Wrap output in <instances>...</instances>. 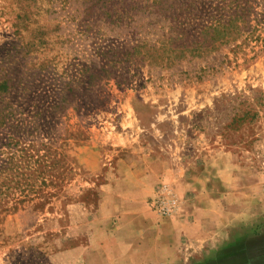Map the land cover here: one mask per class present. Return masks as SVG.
<instances>
[{"label":"rangeland","instance_id":"1","mask_svg":"<svg viewBox=\"0 0 264 264\" xmlns=\"http://www.w3.org/2000/svg\"><path fill=\"white\" fill-rule=\"evenodd\" d=\"M220 21L225 41L196 51ZM137 145L174 169L159 217L191 203L186 178L239 204L214 207L216 239L187 264H264V0H0V264L89 243L68 225Z\"/></svg>","mask_w":264,"mask_h":264},{"label":"crops","instance_id":"2","mask_svg":"<svg viewBox=\"0 0 264 264\" xmlns=\"http://www.w3.org/2000/svg\"><path fill=\"white\" fill-rule=\"evenodd\" d=\"M146 149L134 146L133 159L115 160V166L107 171L108 181L98 190L92 220H85L84 215L83 223L76 227L72 218L68 236L80 239L89 235L90 242L65 250L61 264H187L191 249L207 248L216 239L213 223H209L210 217L219 216L214 207L220 204L223 210H238L239 204L215 202L206 182L196 184L186 178L183 194L199 189L191 203L175 215L159 217L148 202L162 173L174 169ZM165 179L170 180L168 176Z\"/></svg>","mask_w":264,"mask_h":264},{"label":"trees","instance_id":"3","mask_svg":"<svg viewBox=\"0 0 264 264\" xmlns=\"http://www.w3.org/2000/svg\"><path fill=\"white\" fill-rule=\"evenodd\" d=\"M227 29L228 27L226 26V24H223V22L221 21L201 28L198 39L192 42L193 44L195 43L197 47L196 51L202 49L204 50V52L210 51L214 49L215 44L219 41L224 42L225 40L220 39H222V37L226 35ZM188 48L189 46H183L182 44L180 50H186Z\"/></svg>","mask_w":264,"mask_h":264},{"label":"built area","instance_id":"4","mask_svg":"<svg viewBox=\"0 0 264 264\" xmlns=\"http://www.w3.org/2000/svg\"><path fill=\"white\" fill-rule=\"evenodd\" d=\"M176 201L171 196V194H160L156 200H154V205L159 212V214L167 216L174 212Z\"/></svg>","mask_w":264,"mask_h":264}]
</instances>
